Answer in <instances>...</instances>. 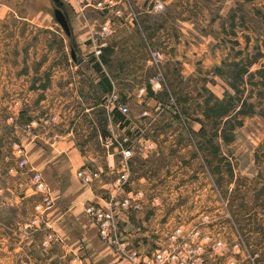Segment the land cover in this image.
<instances>
[{"label":"crops","instance_id":"1","mask_svg":"<svg viewBox=\"0 0 264 264\" xmlns=\"http://www.w3.org/2000/svg\"><path fill=\"white\" fill-rule=\"evenodd\" d=\"M66 1L71 36L54 11H39L24 0H0V93L22 102L12 124L14 136L27 149L30 168L43 174L55 199L36 234L20 231L18 236L15 230L18 240L4 246L1 239L11 238L14 231L6 220H19L33 206L35 211L38 200H33L30 169L16 176L0 174V186H5L9 198L4 206L9 213L0 210V228L10 229L0 236V252L9 261L23 252L28 255L24 264H137L101 241L98 226L87 213L90 205L108 207L109 184L122 171V155L116 145H107L108 138L128 139L134 148L126 193L140 189L146 199L142 210L121 215V227L141 252H153L180 224H199L207 206L222 200L202 159L205 156L192 150L179 128L168 131V119L175 115L183 126V116L162 99L166 87L156 77L153 59L144 55L143 39L135 37L137 25L127 17V9L120 16L113 9ZM21 7L30 13L29 20H5ZM106 23L112 28L107 36L101 32ZM172 61L168 66L174 65V72L185 76L191 70L184 58L177 65ZM122 105L129 108L127 114L120 110ZM49 115L56 120L32 126ZM85 168L99 171L100 178L83 182L78 172ZM230 194L232 205L245 203L240 191ZM246 216L248 221H261L256 212ZM208 226L207 232L213 233ZM51 230L59 241L44 250L40 243ZM256 233L264 234V229L246 232L247 236ZM243 247L234 251L244 252ZM232 259L210 258L209 264H229Z\"/></svg>","mask_w":264,"mask_h":264},{"label":"rangeland","instance_id":"2","mask_svg":"<svg viewBox=\"0 0 264 264\" xmlns=\"http://www.w3.org/2000/svg\"><path fill=\"white\" fill-rule=\"evenodd\" d=\"M24 1L39 11L52 13L56 7L54 0ZM116 1L123 11L127 9L130 21L136 23L134 35L138 40L143 39L144 55L154 61L156 77L166 87L162 99L177 107L183 116V126L175 115L168 119V131L179 128V134L191 142L192 150L205 156L202 159L212 174L209 175L214 190L221 197L220 204L207 206L205 213L209 217L198 221L205 233L225 241L224 254L211 258L228 255L234 257L229 264L233 261L264 264V234H246L251 228L264 229V0ZM62 2L65 11L68 1ZM29 19L30 13L21 7L5 20ZM105 25L101 32L107 36L110 33L103 31ZM152 37L157 38L152 40ZM157 54L163 59H155ZM181 58L191 63V70L185 76L172 71L174 65L168 66L172 60L177 65ZM17 99L12 94L0 93V174L4 177L17 142L12 124L15 113L23 107L21 101V105L15 103ZM49 117L52 116H43ZM0 189H4L0 194V206H3L0 210L9 213L4 207L9 204L8 193L5 186L1 185ZM232 191L242 194L245 203L240 207L228 199ZM33 196V200L40 201L37 194ZM255 212L261 221H248L246 214ZM33 214L34 206L17 221L2 218L14 228L11 238L1 239L4 246L18 240L15 230L19 231L18 236L20 231L27 234L39 231L24 227ZM208 225L213 233L207 232ZM9 232V228L6 232L0 228V236ZM236 243L243 245L245 251L235 252ZM27 256L23 252L14 254L9 261L8 255L0 252V264H24Z\"/></svg>","mask_w":264,"mask_h":264},{"label":"built area","instance_id":"3","mask_svg":"<svg viewBox=\"0 0 264 264\" xmlns=\"http://www.w3.org/2000/svg\"><path fill=\"white\" fill-rule=\"evenodd\" d=\"M81 4L96 5L100 10L113 9L117 15H124L121 5L116 0H77ZM103 31L111 33L112 28L109 23L103 27ZM155 59L162 60L161 54L155 55ZM127 114L129 108L125 105L119 107ZM56 120L55 116L42 118L32 123L39 126H45ZM107 145H116L122 155V171L109 188L108 207L101 205H90L87 207V213L98 226V234L104 243L111 246L118 254L128 258L137 264H207L212 256H221L226 249L225 243L221 238L207 234L202 226L197 224L191 227L180 225L171 230L167 241L150 253H143L140 249L125 237L124 230L121 227V215L140 211L144 207L146 194L143 190L127 192L131 178V160L134 156V148L128 139L117 140L108 138ZM12 160L14 162H12ZM7 172L16 176L26 173L29 169L33 172L32 190L34 194H40V201L35 205V211L32 217L24 223L25 229H41L51 208L55 205V199L39 171L30 168L27 149L19 142L15 143ZM79 178L83 182L91 183L100 178L101 173L92 169H82L78 172ZM4 189H0V194ZM158 200V197H155ZM203 217L208 218L207 214ZM201 224V223H200ZM59 241L58 235L54 231L47 232L40 246L44 250L51 249ZM239 244L234 245V250L239 248ZM232 264H236L233 261Z\"/></svg>","mask_w":264,"mask_h":264},{"label":"water","instance_id":"4","mask_svg":"<svg viewBox=\"0 0 264 264\" xmlns=\"http://www.w3.org/2000/svg\"><path fill=\"white\" fill-rule=\"evenodd\" d=\"M56 7L54 9V15L56 20L63 26V28L65 29V31L67 32V34L69 36L72 35V29H71V25L69 22V19L63 9V2L62 0H54ZM75 55V52H74Z\"/></svg>","mask_w":264,"mask_h":264},{"label":"trees","instance_id":"5","mask_svg":"<svg viewBox=\"0 0 264 264\" xmlns=\"http://www.w3.org/2000/svg\"><path fill=\"white\" fill-rule=\"evenodd\" d=\"M226 108H227V106L224 107V109H226ZM210 116H213V115H210ZM213 117H214V116H213Z\"/></svg>","mask_w":264,"mask_h":264}]
</instances>
